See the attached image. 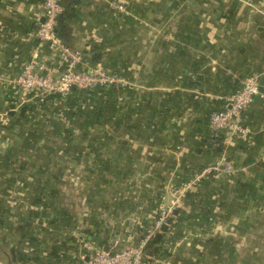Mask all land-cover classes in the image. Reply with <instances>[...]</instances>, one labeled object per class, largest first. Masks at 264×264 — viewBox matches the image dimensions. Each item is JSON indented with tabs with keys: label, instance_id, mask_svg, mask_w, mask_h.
I'll return each instance as SVG.
<instances>
[{
	"label": "crops",
	"instance_id": "obj_1",
	"mask_svg": "<svg viewBox=\"0 0 264 264\" xmlns=\"http://www.w3.org/2000/svg\"><path fill=\"white\" fill-rule=\"evenodd\" d=\"M61 1L57 35L82 53L80 70L96 65L132 87L98 98L100 130L58 131L53 151L62 154L54 156L51 199L29 191L37 179L6 176L11 167L3 166L0 264H85L92 248L132 246L158 194L221 160L234 173L205 177L183 200L175 237L164 235L167 253L161 247L152 256L147 248L141 264H264V100L242 113L250 132L244 143L217 150L208 125L246 77L261 76L264 92V0ZM42 2L0 0V113L18 115L22 96L13 80L30 61L64 70L35 38ZM39 199L53 204L44 209ZM12 248L33 251L14 263Z\"/></svg>",
	"mask_w": 264,
	"mask_h": 264
},
{
	"label": "built area",
	"instance_id": "obj_2",
	"mask_svg": "<svg viewBox=\"0 0 264 264\" xmlns=\"http://www.w3.org/2000/svg\"><path fill=\"white\" fill-rule=\"evenodd\" d=\"M109 7L125 12L121 4L111 2ZM42 9L43 15L37 20L35 38L41 45H46L57 53L64 62V71L56 74L37 58L30 61L13 80L14 86L21 95L29 100L31 97L66 95L73 89L85 91L116 83V80L105 73L102 67L80 70L82 53L62 44L56 32L58 19L64 11L62 1L43 0ZM260 79L261 76L256 75L246 78L238 91L224 97V108L209 115L210 131L214 136L223 134L224 144L231 141L244 143L248 140L250 132L243 123L242 113L256 98L264 100ZM215 173L229 176L234 173V168L229 162L221 160L204 168L200 174L183 184V188L171 189L168 200L162 194L157 206L156 219L136 244L120 249L110 248L109 252L103 248H92L89 250L85 264H141L152 239L161 233L163 227L169 228V222L179 201L184 199L189 189L198 186L205 177Z\"/></svg>",
	"mask_w": 264,
	"mask_h": 264
},
{
	"label": "rangeland",
	"instance_id": "obj_3",
	"mask_svg": "<svg viewBox=\"0 0 264 264\" xmlns=\"http://www.w3.org/2000/svg\"><path fill=\"white\" fill-rule=\"evenodd\" d=\"M120 4L123 5L122 3ZM123 7L125 9V12H121L114 8L113 10H116L124 15H130L129 9L124 5ZM105 73L115 79L116 83L102 87H106V89L112 88L113 86L132 87L131 83L122 78L120 75L110 73L106 70ZM26 99L27 98L22 96L19 99L18 107H16L14 111H19L22 107L21 103ZM60 101L61 100H56L54 104L53 102H51L50 104H48L49 106L46 105V107L48 108L39 109V113L37 112L34 114V116H30L29 120L27 119L26 121L17 122V120H14L11 123L8 121V118L6 116L7 112L0 113V147L6 146L12 150L11 155L8 156V161H11L8 166L11 168L7 171L6 176L17 175V178H26L33 181L34 183L37 181L40 182V180H42V182L45 183V185L42 186L47 188V192L49 191V188L53 187V179L56 178L55 176L53 177L55 171V169L53 168V162L55 158L53 157L51 150H53L55 140L54 137H56L58 131H62V128L67 127L71 130H84L87 128L86 125L93 127L92 129H101L102 126L100 124L97 125L96 121L92 120L91 118L87 117L86 121H84L85 119H83L85 118L84 116H87V110H89L93 106V104L96 103L100 106L98 98H96V100L92 103H88L89 101L83 102L82 99L78 98V96L73 98V102L70 103L72 104V106H74L73 110H81L80 108H77L80 106H82L83 110H85V113L82 117H79V115H76V117L72 116L69 110H63L62 107L64 105L62 104V106H60ZM115 110L116 106L114 105L113 114L115 113ZM41 113L43 114L41 115ZM113 114L110 116H113ZM93 116H95V114H93ZM107 126V123L103 125V127ZM9 127L11 128V131H8L10 129ZM23 167V172H21L20 169ZM198 174H200V171L197 172L193 176V178ZM64 178L68 177L64 175ZM196 187L197 186H194L193 188L196 190ZM176 188H183V185L173 187L172 189ZM31 189L32 188H29V191H31ZM170 191L171 189L168 188L165 190V192H163L166 200L169 199ZM52 202L51 205L53 204ZM182 203L183 201H179L178 206ZM157 206L156 213L158 212Z\"/></svg>",
	"mask_w": 264,
	"mask_h": 264
},
{
	"label": "trees",
	"instance_id": "obj_4",
	"mask_svg": "<svg viewBox=\"0 0 264 264\" xmlns=\"http://www.w3.org/2000/svg\"><path fill=\"white\" fill-rule=\"evenodd\" d=\"M93 67H96V65L93 66ZM60 73H62V72H60ZM60 73H56V74H60ZM252 76H254V75H252ZM248 77H250V76H248ZM248 77H246V78H248ZM116 88H117V86L116 87L113 86L112 88H107V89H106V87H98V88H94V89H91V90H85V91H80V90H77V89H73V90H71L66 95H49V96H44L42 98H34L31 101L28 100L29 101L28 103H24L23 104V106L20 108L17 116H14V115L11 116V115H8V114L6 116L8 118V121L11 122V123L14 120H17V122L18 121H26L27 119L29 120V117L30 116H34V114L37 113L39 109L46 108V105L50 104L54 100L55 101L56 100H63L64 98H66L67 95H69L71 93H76L75 97L78 96V98L82 99L83 102H88L89 101L88 103H92L93 101L96 100V98H100V97L104 96L103 93L104 92H107V90H112L113 91ZM17 92L18 93H21L19 90ZM29 96H32V94L31 95L29 94ZM77 108H80L81 110H73L74 109V106H72V104L71 105H65L64 104V106L62 107L63 110H69L70 113L72 114V116H75V117H76V115L83 116L84 113H85V110H83V107L80 106V107H77ZM223 108H224V106H222L220 109H217V110H214V111H218V110H221ZM87 111H88L87 116H93V114H95L94 117L96 118L95 121H96L97 125L101 123L99 121V118H100V116L103 115V113H102V110H101V108H100V106L98 104H96V103L93 104V106L89 110H87ZM214 111H212V112H214ZM42 114L43 113H41V115ZM11 127H12V125H11ZM62 129L66 131L69 128L67 127V128H62ZM8 131H11V128ZM58 135H60V134H58ZM4 136H6V135H4ZM210 136H211V138H210L211 143L216 146V149L217 150H220L221 151V149H222V143L224 144V135L220 133L217 136H214V134L211 132V135ZM66 139H65L66 140L65 141V144H68L69 143V139H68L67 136H66ZM51 151H52L53 157L54 156H57V159L62 154L61 152H58L57 153V152H55L53 150H51ZM11 152H12V150L10 148H7L6 150L1 151V153H0V171L2 173H3V166L5 164L8 165L11 162V161H8V156L11 155ZM12 163H13V161H12ZM64 175L66 177H69V171H66ZM53 177H54V174H53ZM44 185H45V183L43 184V186ZM43 186H42V184L40 182H37L35 185H32L30 187L31 188H34V190L37 191L38 193H44V194L46 193L45 194L46 197H48V195H49V197H50L49 199H51V197L54 194L53 187L52 188H49V191L46 192V189L47 188H45ZM194 190L195 189H193L192 191H188L186 193L185 198H189L190 195H192V193L194 192ZM161 191H159V192H161ZM162 194H163V191L160 193V195L158 194L157 199H156V201L154 203V208L151 211V215L148 216V219H147L148 222L146 224H142L141 225V227H140V234L138 236V240L143 236V234L149 228V226L151 225V223L156 219V217H157L156 206H157V204L159 202V199H160V196ZM192 196H195V195H192ZM50 202L51 201H48V200H46L45 202H43L41 199L38 200V203L42 206V208L44 207V209L51 207V205H49ZM182 205H183V203L180 204L176 208V210L174 211L173 217H172V219L169 222V228H167L166 232L165 233H162L160 238H156L155 237L149 243L148 249L149 248L151 249V247H153V249L150 251V254L152 256L153 255H156L157 253H159L161 247L163 248V252L165 251L167 253L168 248L167 247L164 248V235L166 236L167 234H169L168 237H173V238L175 237L176 230L174 228H175V224L177 222V219L180 216V210L182 209ZM32 251L33 250H26V251H24V250H21V249H18L17 250L15 248H12L10 250V258L12 259V262H14V263H22V262H24V260H26L27 255H32ZM34 252H35V250H34ZM11 259H10V261H11Z\"/></svg>",
	"mask_w": 264,
	"mask_h": 264
},
{
	"label": "water",
	"instance_id": "obj_5",
	"mask_svg": "<svg viewBox=\"0 0 264 264\" xmlns=\"http://www.w3.org/2000/svg\"><path fill=\"white\" fill-rule=\"evenodd\" d=\"M56 32H57V30H56ZM166 230H167V227H163V228L161 229V233H159V234L156 235V238H160V237H161V234H162V233H165ZM103 249H104L106 252H109V251H110L109 246H105Z\"/></svg>",
	"mask_w": 264,
	"mask_h": 264
}]
</instances>
